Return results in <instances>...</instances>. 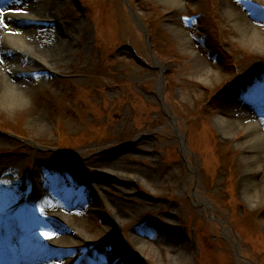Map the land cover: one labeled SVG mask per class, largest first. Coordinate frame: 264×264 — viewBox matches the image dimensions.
Segmentation results:
<instances>
[{"label": "rangeland", "instance_id": "obj_1", "mask_svg": "<svg viewBox=\"0 0 264 264\" xmlns=\"http://www.w3.org/2000/svg\"><path fill=\"white\" fill-rule=\"evenodd\" d=\"M49 1L12 10L43 15L17 25L19 42L51 53L37 69L18 46L3 53L20 71L25 104L0 107V228L23 220L41 243L32 226L35 174L54 182L57 167H70L81 175L71 198L78 204L69 225H59L78 244L93 243L50 254L45 264H113L102 256L111 251L125 264H264V142L251 202L248 127L223 130L247 114L264 139V49L231 23L228 0H184L180 12L158 0H62L53 9ZM231 1L264 36V1ZM61 29L75 36L68 46ZM99 154L127 167L119 174L128 180L89 165ZM137 235L148 242L142 251Z\"/></svg>", "mask_w": 264, "mask_h": 264}, {"label": "bare ground", "instance_id": "obj_2", "mask_svg": "<svg viewBox=\"0 0 264 264\" xmlns=\"http://www.w3.org/2000/svg\"><path fill=\"white\" fill-rule=\"evenodd\" d=\"M29 0H0V107L3 108H14L23 106L25 104V99L19 93V70L14 61L9 59L4 60L3 53L11 50L10 48L18 46V52L28 61L32 68L37 69L43 63L47 61L40 59L41 56L49 55L51 51L47 50L43 52L41 50L28 49L24 45L20 46V37L22 36V30L18 26H26L28 23L34 21H39V18H36L38 15L40 18L43 16L38 13L36 16H27L20 13H12V10L15 6H25L24 2ZM32 2V0H30ZM62 0H50V8H56L60 5ZM164 4L173 7L177 12L183 10L184 0H158ZM264 1V0H263ZM30 3V2H29ZM26 10L30 9L29 7L24 8ZM227 13L231 23L241 32L244 36L245 41L251 44H256L258 48L264 49V36L256 32L255 28L256 23L253 22L252 17L249 16L237 3L228 0L226 4ZM15 11V10H13ZM45 14V13H44ZM137 19V18H136ZM260 17H255L257 22ZM41 20V19H40ZM12 24H16L15 27H12ZM61 36H65L63 40V45L67 44L75 36L71 35L65 29H61ZM175 30V29H174ZM26 33V32H25ZM24 33V34H25ZM175 33L183 39V47L188 51H192V55L195 57V60L198 61V55L196 52L191 50V43L185 40L183 37V32L180 30H175ZM21 48V49H20ZM7 64V69L4 73L2 64ZM9 76V77H7ZM209 81V80H208ZM248 109H244L243 112L247 113ZM249 115L245 114L241 119L231 120L228 119L225 122V127L223 128L224 132L228 135H233L238 132L242 127H248L247 134V146L244 150V155L246 161L249 163L248 175L246 177V183L244 184L245 195L249 201L253 200L257 196L254 192V173L257 170L258 158L257 154L259 152L262 143L264 142L263 137L259 134L258 128L254 124L248 123ZM252 118V117H250ZM255 118V117H253ZM264 120V117L261 118ZM113 157L105 156L104 154H99L96 157H92L89 165L101 169L100 171L106 172L109 175L116 177L120 181L128 180L123 175L119 174L120 170L126 169L124 166H117V161L112 159ZM62 173V177L56 181H48L42 177L43 171L36 172L35 178L36 185L33 200L34 203L38 206L39 215L33 221V228L40 229L43 236L41 243H37L34 240H31L28 236L27 227L23 226V220H8L3 223L0 228V235L4 239V243L0 244V252L6 251V258L2 259L0 256V264H45L46 257L50 254L55 255L57 248H73L76 249L81 245H90L93 241L90 238L82 239V243L78 244L76 237L69 235L67 229L61 227L59 223L69 225L70 217L69 213L71 207L78 204L77 200L71 199L73 196L80 192L79 181L74 177L81 176L80 173L73 168L67 167H57ZM73 169V170H72ZM113 169H117L118 172H114ZM54 170V169H52ZM0 176L3 177V171H0ZM124 184V183H122ZM256 184V183H255ZM129 190L123 189V193H127ZM66 199H59L60 195H66ZM86 199L84 193H80ZM255 195V196H254ZM205 203V202H204ZM203 203V204H204ZM208 206L207 203H205ZM204 204V205H205ZM26 228V230H24ZM55 235H46L52 234ZM75 236H79L78 234ZM134 241L139 245L140 250H144L148 246V242L145 241L140 235L134 236ZM18 247V248H17ZM68 255L70 253H67ZM104 258L109 259L113 264H125L120 260L121 256L118 253H104L102 255Z\"/></svg>", "mask_w": 264, "mask_h": 264}, {"label": "snow or ice", "instance_id": "obj_3", "mask_svg": "<svg viewBox=\"0 0 264 264\" xmlns=\"http://www.w3.org/2000/svg\"><path fill=\"white\" fill-rule=\"evenodd\" d=\"M0 11H2V10H0ZM46 235H55V233H52V234H46Z\"/></svg>", "mask_w": 264, "mask_h": 264}]
</instances>
